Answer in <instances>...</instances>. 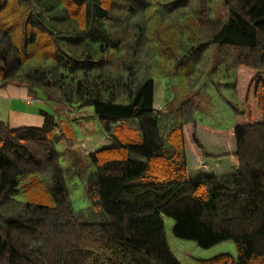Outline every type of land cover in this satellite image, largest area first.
Wrapping results in <instances>:
<instances>
[{
  "label": "trees",
  "instance_id": "trees-1",
  "mask_svg": "<svg viewBox=\"0 0 264 264\" xmlns=\"http://www.w3.org/2000/svg\"><path fill=\"white\" fill-rule=\"evenodd\" d=\"M138 1L0 0V86L89 104L110 140L85 154L89 205L76 210L54 112L36 109L40 126L0 121V264H182L164 216L176 238L201 248L234 243L235 256L202 264H264V0H224L225 21L211 18V0H165L171 13L162 17L188 37L172 36L160 52L146 36L148 15L132 9ZM179 64L187 92L220 66L233 72L231 172L189 174L187 147L212 156L198 140L192 97L155 107V82L171 84Z\"/></svg>",
  "mask_w": 264,
  "mask_h": 264
},
{
  "label": "rangeland",
  "instance_id": "rangeland-1",
  "mask_svg": "<svg viewBox=\"0 0 264 264\" xmlns=\"http://www.w3.org/2000/svg\"><path fill=\"white\" fill-rule=\"evenodd\" d=\"M224 2V0H211L209 5L212 19L226 20L227 9ZM140 3L142 2H133L132 9L135 8L134 6L140 5ZM164 3H166L165 0H146L144 5L135 8L137 9L136 12H138L136 14L137 17H141L140 14L144 17L148 15L149 22L147 23L146 36L158 52H160L159 50H165L172 36L181 35L182 37H188L187 30L184 33L175 32L176 29H172V23L169 24L166 19L164 20L162 15H165V12L167 14L171 13L169 6ZM157 11L160 12L157 13ZM125 33L128 36L131 33L130 29L127 28ZM159 57L162 58L160 55ZM175 68L179 71V74L172 75V79H174L171 82L172 85L166 83V79L163 77L158 78L155 82V107L158 110L168 109V107H174L188 96L192 97L191 100L195 105L192 114L198 124L196 127L198 140L203 145L205 152L207 154L210 153L212 156L203 157L202 162L200 161L201 163L195 162L196 158L191 155L192 150L187 147L189 174L191 176L212 174L218 173L220 169L227 172L229 168L226 166L229 164V158L222 155L219 151H222L223 147L226 146H232L235 149L231 129L236 124L234 107H239L240 103L232 88L233 72L226 70L224 66H220L210 77L206 76L203 78L194 90L187 92L184 87L185 82L182 80L186 76L185 67L179 64L175 65ZM9 86L26 90L25 101L30 104L27 105L24 101L15 99V104L19 107L29 110L42 108L54 112L58 127V137L55 146L61 168L67 178L66 182L70 199L76 210L84 209L89 205L84 191L85 179L90 172L89 170L92 169V167H88L85 154L93 147V149H96L110 143V140L103 133L99 120L91 106L89 104L66 106L46 102L43 99L36 98L25 87L11 83L0 86V89H5ZM163 94L165 96L170 94L169 97L167 96V102L163 100ZM63 126H68L70 131L66 133L63 129L61 130ZM204 127L226 130V132H212ZM76 169L80 172L74 174L72 171ZM163 220L168 245L182 264H202L199 259L208 258L219 252H229L233 256L236 254L235 245L231 240L221 241L210 247L201 248L192 240L176 238L172 234L173 220L165 216Z\"/></svg>",
  "mask_w": 264,
  "mask_h": 264
},
{
  "label": "crops",
  "instance_id": "crops-1",
  "mask_svg": "<svg viewBox=\"0 0 264 264\" xmlns=\"http://www.w3.org/2000/svg\"><path fill=\"white\" fill-rule=\"evenodd\" d=\"M26 95V90L23 88L9 86L5 89H0V121L7 123L11 127L40 126L43 121L42 115L37 113L36 110L21 108L15 104V99L22 100L26 103ZM26 104L29 105L30 103ZM234 151L235 149L232 146L223 147L222 151H219L222 155L229 158V164L226 166L229 168L227 172H231L237 167V158L234 155ZM191 155L196 158L194 160L195 162H202L203 158L199 157L194 150L191 151ZM218 173H224V171L220 169Z\"/></svg>",
  "mask_w": 264,
  "mask_h": 264
},
{
  "label": "built area",
  "instance_id": "built-area-1",
  "mask_svg": "<svg viewBox=\"0 0 264 264\" xmlns=\"http://www.w3.org/2000/svg\"><path fill=\"white\" fill-rule=\"evenodd\" d=\"M32 101V100H31Z\"/></svg>",
  "mask_w": 264,
  "mask_h": 264
}]
</instances>
